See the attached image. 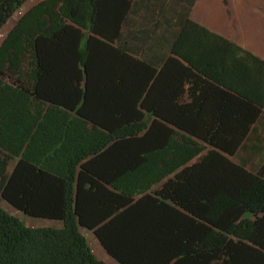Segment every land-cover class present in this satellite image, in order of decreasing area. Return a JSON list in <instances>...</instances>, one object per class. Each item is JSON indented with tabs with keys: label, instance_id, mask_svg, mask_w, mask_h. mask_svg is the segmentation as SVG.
Returning a JSON list of instances; mask_svg holds the SVG:
<instances>
[{
	"label": "trees",
	"instance_id": "16d2710c",
	"mask_svg": "<svg viewBox=\"0 0 264 264\" xmlns=\"http://www.w3.org/2000/svg\"><path fill=\"white\" fill-rule=\"evenodd\" d=\"M130 4L41 0L1 40L0 201L59 226L0 207V264H105L83 230L117 264H264V158L231 159L264 60L185 19L156 68L119 45Z\"/></svg>",
	"mask_w": 264,
	"mask_h": 264
},
{
	"label": "crops",
	"instance_id": "0c3cea01",
	"mask_svg": "<svg viewBox=\"0 0 264 264\" xmlns=\"http://www.w3.org/2000/svg\"><path fill=\"white\" fill-rule=\"evenodd\" d=\"M39 1L41 0H36L25 9ZM261 3L249 0H131L129 10L123 18L119 45L158 68L162 60L169 55V49L179 30V25L187 19L264 60V49L257 48L263 44L252 41L255 39L251 27L264 23V2ZM16 20L10 24L8 20L1 29L0 42ZM3 81L6 82V80ZM19 83L27 84L25 80ZM182 102L188 103L189 98L184 95ZM198 145L205 146L202 142H198ZM239 147L231 159L247 170L249 167H252V171L255 170L264 158V104L262 114L251 126ZM156 186L157 184L153 185L151 189ZM6 207L9 208L7 205ZM42 221L48 222L49 227L59 226V223L55 221ZM81 233L92 253H95L94 255L97 254L105 264H117L104 254L91 232L83 230Z\"/></svg>",
	"mask_w": 264,
	"mask_h": 264
},
{
	"label": "rangeland",
	"instance_id": "374dc122",
	"mask_svg": "<svg viewBox=\"0 0 264 264\" xmlns=\"http://www.w3.org/2000/svg\"><path fill=\"white\" fill-rule=\"evenodd\" d=\"M35 1L36 0L27 1L18 11L15 12V14L12 16V18L9 20L8 23L9 24L13 23L14 20L17 19L20 16V14L25 10V8L28 7L29 5H31L32 3H34ZM249 1H255L256 3L264 2V0H249ZM228 26H229V24H228ZM251 27H252V31H253V37L255 39L252 41L256 42V44L257 43L263 44V45H259L257 48L258 49H264V23L261 25H260V23L255 24V25H252ZM1 39H2V37H1ZM249 170H252V167H249ZM0 207L3 208L6 212H8V213L14 215L15 217H17L18 219H20L25 225H28V226H48V225H50L48 222L42 221V219H36V218L24 217V216L22 217L18 212L12 211L11 209L7 208L6 205L1 201H0ZM49 222H51V221H49ZM93 254H95V253H93ZM95 256L100 258L97 254Z\"/></svg>",
	"mask_w": 264,
	"mask_h": 264
}]
</instances>
